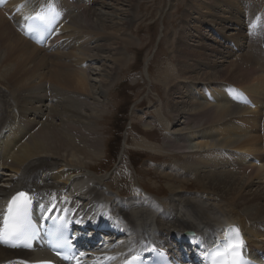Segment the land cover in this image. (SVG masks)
Wrapping results in <instances>:
<instances>
[{"label":"bare ground","instance_id":"obj_1","mask_svg":"<svg viewBox=\"0 0 264 264\" xmlns=\"http://www.w3.org/2000/svg\"><path fill=\"white\" fill-rule=\"evenodd\" d=\"M78 1L80 0H68L69 3L63 4L64 19L59 21L56 35L46 47H40L24 38L18 26L39 8L52 7L47 3H55V0H0V80L7 81L6 84L10 88L0 86V166L3 171L0 200L8 198L19 189H27L45 199L70 203V209H73L76 215L83 216L84 221L109 220V225H114L117 221L120 228L125 230L119 237V242L123 241V245L105 249L102 254L105 258L118 261L145 242L154 241L168 245L170 239L174 241L189 232L208 236L221 227L224 231L222 225L227 223L234 224L235 228H242L251 248L264 251V205L261 204L264 200V74L259 66L261 64L264 70V56L257 46L259 40L253 39L255 33L249 34L253 29L255 31L256 23L264 24V0H216L217 5L221 2L234 5V15L227 13L230 17L228 22L236 19L235 15L240 21V17L244 15V6L246 7L245 21L249 20L246 24L247 28H250L246 37L249 42L248 50L253 56L246 53L241 56L242 65L238 62L230 63L231 69L223 71L212 67L210 73L203 72L201 75L198 65L190 66L185 64V58H179L184 66L179 68L176 79L205 80L215 92L210 100H206L203 95L196 96V101L202 102L201 105L191 101L171 103L173 111L169 114L179 115L186 122L183 131L187 128L194 129L188 139L184 134L171 136L172 133L165 132L166 136L164 135L160 146L150 142L146 135L140 134L142 140L134 146L137 150L158 156L154 161L165 154L172 155V152L178 151L184 159L181 170L199 180L198 183L205 192L199 195L184 194L182 185H185V181L180 180V177L178 179L176 176L164 174L170 181L180 183L178 186L180 190L183 189H170L171 196L164 201L155 198L140 182L139 187L136 186L138 182L132 185L129 173L121 171L117 175L114 173L98 176L87 168L91 162L99 159L103 152V139L98 132L95 134L92 123L104 110L94 103V95L97 93L95 85L90 83L88 78L90 64L102 59L111 62L114 68L121 69L126 62L124 53L121 52L102 58L99 52L108 49L106 45L92 47L91 44L96 41L108 42L115 34L128 28L131 21L128 16L132 15L133 0H114L116 4H120V9L101 0V3L99 0H81L83 4ZM95 3L100 4L99 8L90 7ZM206 5L209 8L215 6L210 0H206ZM186 6L195 11L190 3ZM256 15H259L258 19ZM200 18L202 19L201 16ZM205 22L207 21H203ZM228 27L218 30L220 39H224L223 31L230 30ZM182 34L184 38L186 35ZM236 35V39L246 41L240 31ZM118 42V49L121 50L122 46L134 43V39L124 40L120 37ZM240 44L237 43V52L242 47ZM251 44L253 46L250 47ZM107 46L110 48L108 51L112 52L113 46ZM50 47L52 48L49 49ZM177 48L178 51L186 50L179 42ZM222 49V52L213 48L209 50L226 57L234 52L229 46ZM243 65H246L245 69L242 68ZM112 72L113 68H107L104 72L102 87L111 82ZM224 72L233 78L243 79L244 84L239 88L242 87L253 99V109L234 105L235 100L232 98H225L224 101L216 98L227 96L230 93H225L230 88L228 85H233L216 83L223 81L220 74ZM172 73L174 70L169 68H165L162 73L163 85L169 92L177 90ZM28 91L34 92V106L27 105ZM181 94L185 97L184 92ZM24 100L27 111L33 109V119L21 120V126L16 127L19 123L17 103L21 101L24 104ZM44 101H59L60 105L53 106L51 112H47L48 115L43 111L37 114ZM86 111L90 113L87 115ZM159 114L162 115L161 120H164L162 110ZM53 116H64V119H60V125H55L52 122ZM165 116L171 120L168 114ZM190 117L193 120H190ZM38 118L47 120L39 124L36 122ZM79 121L83 123L81 127L78 126ZM207 125L225 126V129L213 128L208 131ZM8 128V132H14L16 136H11L9 144L2 148L1 138ZM167 129L168 127L165 130ZM206 130L207 132L203 133ZM85 131H88V134L84 135ZM214 132H218L221 141L215 142ZM76 133L80 135H75ZM192 136L194 140L200 141L190 147L188 142H191ZM84 137L87 138L85 141H92L93 138L94 144H81L80 139ZM2 149L5 150L2 152ZM206 152L208 157L204 155ZM233 153L245 155L235 162L236 166L234 163H228V156L234 157ZM250 157L260 161V165L247 161ZM218 161L230 168L228 173L215 171L219 166ZM121 164L124 165L120 159L116 172ZM201 168L212 170L202 171ZM115 177L119 179H114ZM121 184H125V188L120 189ZM130 191L128 196H131L125 197ZM18 257L21 256L0 247V264H15L14 260Z\"/></svg>","mask_w":264,"mask_h":264},{"label":"rangeland","instance_id":"obj_2","mask_svg":"<svg viewBox=\"0 0 264 264\" xmlns=\"http://www.w3.org/2000/svg\"><path fill=\"white\" fill-rule=\"evenodd\" d=\"M101 1L108 4H113L116 9L121 8L120 4H116L114 0ZM101 1L99 0V3H101ZM210 2H212V4L215 6L210 8L206 7V0H193V2L191 0H133L131 5L132 15L128 16V18L131 20L128 28L126 27L125 30H121L118 34H115V36L113 38L111 37V40H108V42L96 41L91 44L92 47L105 44L108 49L110 48L107 45L113 46L114 49L112 52L108 51V49L100 50L99 56L102 58L108 57L111 55V53L119 54V52H121L124 53L126 59V62L124 65H122L123 67L121 69L114 68L111 62L102 59H99V61L97 60L95 63L91 62L90 64L88 78L90 79V83L95 85L97 93L94 95V103L98 104L102 110H104L102 114L96 116V118H98L96 121H93V123L91 122L94 126L95 134L98 132L101 139H103V152L101 157L95 162H91L92 164L87 167L94 171L96 175H111L114 173L117 175L121 171L129 173L133 179H129L132 185H136L138 182L136 186L139 187L138 184L140 182V184H142L145 188L147 187L148 190L154 194L155 198L162 201L171 196L170 189L180 190V186H178L180 183L170 181L168 178L164 177V174H167V176H176L178 179L180 177V180H184L185 185L182 186L185 190L182 191V188V190H180L184 194L199 195L201 193H205L202 191L201 186L198 183L199 180L197 181V179L192 178L189 173L181 170V165L184 164V159L178 151L172 152V155L171 153H168V155L165 154L162 156V158H157L155 162L153 159L158 156H155L154 154L144 150H137L134 148V146L142 140L140 134L146 135L145 137H148L150 142L152 141V143L162 146L165 132L167 134L172 133L171 136L175 134H184L183 136L188 139L189 135L192 133V130H194L187 128L183 131V129H185L186 122L183 118H180L179 115L171 116L169 114V112L173 111L171 103H175L176 101H183V103H188L187 101L199 103L196 101V99H198L197 97L200 95L203 97L202 90L203 87H208L206 84L208 82L200 79H176L175 76L178 75V72L180 71L179 68L181 69V67L183 68L184 66V63H180L179 58H185V64L190 66L198 65V69H200L198 72H200L201 75L203 72L205 74L210 73L212 67H216L218 70L222 69L223 71L227 68H230V63L238 62L239 65H242L243 61L241 60V56L246 53L253 56L248 50L249 42L247 41L248 37H246V32L248 29V24L246 23L249 21H245L246 7L244 6V15L242 18L240 17V21H238L239 17L235 15L236 19H232V22H228L230 21L228 14L230 16L234 15V5H229V3L227 4L224 2H221V4L217 5L216 0H210ZM99 3H95L90 7L97 9L99 8ZM189 3L195 11H191V8H187L186 5H189ZM216 6L220 9L215 8ZM253 7L250 8L252 9ZM200 16L202 19H199ZM219 17L221 18L220 20ZM203 21L207 22L203 23ZM227 26H229L228 28L230 30L226 29L227 31H223V33L225 32L224 39H220V33L218 30L220 31L221 27L223 28ZM239 31L241 32V36L243 35L242 37L245 36L244 38L247 42L245 40L244 42H241L235 38L238 37L236 33H239ZM182 33L186 35L184 38ZM118 37L119 39L120 37H123L124 40L127 38H132L134 39V43H132L130 46H122L121 50H119L117 45V43H119ZM178 42L181 43L186 49L184 52L182 49H179L178 51ZM237 43H241L240 45L242 46L238 52L236 47L238 46ZM223 45L229 46L234 51L232 52L233 54L231 53L226 57V55L221 56L217 53H212L211 50H209L213 48L216 51L222 52V48L224 47ZM251 46L253 45L251 44L250 47ZM257 46L260 51L264 50L262 43L257 42ZM96 52L97 51H94V53ZM185 52L187 55H185ZM114 55L113 58L116 59ZM259 66L261 67V73L264 74L262 65L260 64ZM107 68H113V77L111 76L112 80L110 79V83L102 87V75L107 70ZM165 68L174 70V73H172L173 83L175 84L178 91L175 89L174 91L176 92H169V90L166 89V86L163 85L162 73ZM242 68L245 69L246 65H243ZM258 68L259 67H257V69ZM192 75L198 76L196 73H192ZM220 79H223V81H217L216 83H230L238 88L244 84L242 78H233L228 76V74L225 72L220 74ZM6 83L8 82L5 80H0L1 87L4 86L7 88L8 85ZM180 91L185 93V97L182 96ZM33 96L34 92L32 91H28L26 93V102L28 103L26 104L28 107L34 103ZM58 102L44 101L40 107L41 111L39 110L36 113L38 114L43 111L46 114L48 111L51 112L50 110H52L51 108L53 106L60 105ZM91 102H93V99ZM201 103L199 104L201 105ZM17 104L18 106L16 108V112H19L17 119L19 123L16 125V127H20L21 120L27 121L33 119V114H31L33 109L27 111L25 100L24 104L21 101H19ZM36 105L39 106L40 104ZM161 110L165 117L164 120H161L162 115L159 114L161 113ZM236 110L242 112L238 109ZM89 113L90 112L86 111L85 114L88 115ZM48 114L49 113H47V115ZM167 114L169 117H171V120L165 116ZM63 117L61 116V118H59L53 116L52 122L55 125H60V119H64ZM46 120H41L38 118L36 122L42 124L45 123ZM190 120L193 119L190 117ZM82 124L83 123L79 121L78 126L81 127ZM53 127L56 128V126ZM166 127H168L169 130H165ZM206 127L208 131L209 129L213 128L217 130L225 129V126L219 125L218 127H211L209 125ZM9 129L10 128H8V130ZM120 130H123V132H121L119 135ZM175 130H179V132H176ZM207 130L203 131V133L207 132ZM85 133L88 134V131H85L84 135H86ZM12 135H14V133L7 132L4 138L2 137L3 147L9 144V137ZM75 135L79 136L80 133H76ZM213 137H215V142L221 139V136L219 137L218 132H214ZM193 138L194 137L192 136L191 142H188L190 147L194 146L196 142L200 141L199 139L194 140ZM82 139L84 141H82ZM85 139L87 138L84 137L80 139L81 144H94L93 138L92 141H89V139L88 141H85ZM222 142H224V140ZM112 145H117L116 147H118L119 152L118 158H115V162L113 163L111 169L110 164H108V160L113 158L112 155H114L115 152V150L114 152H110V147ZM207 153L208 152L204 153L205 157L209 156ZM137 156H139L140 160H138L137 164H135L136 162L134 158ZM120 159L124 165L121 164L119 166V170L116 172L115 170L119 165ZM130 162L133 164L134 168L131 166ZM201 170L209 171L212 169L201 168ZM229 170L230 168L225 166H217L215 171L225 174V172L228 173ZM106 171H109L107 172L108 174H105ZM235 172L237 171L235 170ZM53 175L55 174L53 173ZM114 179L119 178L115 177ZM243 179L245 178L243 177ZM122 188H125V184L120 185V189ZM127 190L129 191V187ZM130 193L131 191L127 192L125 196ZM261 204L264 205V200L261 202Z\"/></svg>","mask_w":264,"mask_h":264},{"label":"snow or ice","instance_id":"obj_3","mask_svg":"<svg viewBox=\"0 0 264 264\" xmlns=\"http://www.w3.org/2000/svg\"><path fill=\"white\" fill-rule=\"evenodd\" d=\"M23 192L18 193L12 197V201L9 203V212L12 213V208L16 204L18 198L24 197ZM27 205L23 208H17L14 214H11L9 218H6V229L0 230V242H4L5 235L9 239L18 237L20 235L27 234V225L25 223ZM8 219L11 220V224L8 225ZM244 244L239 238V231L232 229L229 235L225 237L223 241L217 244L211 250L205 249L207 255L206 261H211V264H244L242 257V250Z\"/></svg>","mask_w":264,"mask_h":264},{"label":"trees","instance_id":"obj_4","mask_svg":"<svg viewBox=\"0 0 264 264\" xmlns=\"http://www.w3.org/2000/svg\"><path fill=\"white\" fill-rule=\"evenodd\" d=\"M116 153H117V149L115 150L114 156L116 155Z\"/></svg>","mask_w":264,"mask_h":264}]
</instances>
